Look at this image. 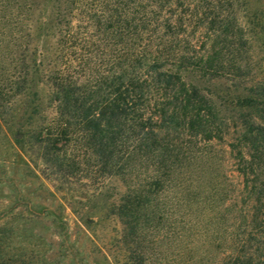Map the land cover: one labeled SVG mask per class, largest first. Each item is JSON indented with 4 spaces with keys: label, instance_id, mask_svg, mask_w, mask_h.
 Returning <instances> with one entry per match:
<instances>
[{
    "label": "trees",
    "instance_id": "1",
    "mask_svg": "<svg viewBox=\"0 0 264 264\" xmlns=\"http://www.w3.org/2000/svg\"><path fill=\"white\" fill-rule=\"evenodd\" d=\"M0 32L2 154L40 155L57 173L97 167L122 186L80 234L113 217L130 264L174 238L184 253L228 241L231 264H264V71L248 54L251 42L264 48V0H3ZM230 128L251 204L228 235L213 222V189L193 177L211 174ZM8 218L0 264H44L34 240L45 236Z\"/></svg>",
    "mask_w": 264,
    "mask_h": 264
},
{
    "label": "rangeland",
    "instance_id": "2",
    "mask_svg": "<svg viewBox=\"0 0 264 264\" xmlns=\"http://www.w3.org/2000/svg\"><path fill=\"white\" fill-rule=\"evenodd\" d=\"M250 44L248 49L250 65L254 71H264V48L255 42ZM3 46L4 43L0 41V49ZM12 128L13 130L8 132L11 140L12 135L18 132L16 127ZM235 135L234 129L230 128L229 133L224 134L223 141L213 144L210 164L214 169L211 174L207 172L205 179L202 177L203 172L194 173L197 176L193 177V184L201 183L200 185L205 186L206 189L209 187L213 189L215 201L211 214L221 211L216 212L213 222H217L221 230L228 235L242 221L239 210L247 211V206L251 204L246 197L245 181L238 169V160L229 146ZM17 136L20 137V134ZM2 148L3 145L0 143V156L5 158L2 164L12 163L13 171L3 173L0 169V223L9 220L8 217H15L17 224L21 226L28 224V228H35L36 232L45 236L34 240L42 250L48 249L46 257L41 262L130 264L125 253L127 245L120 238V231L122 232L124 227L115 218H100L99 225L94 229L96 231L93 233L91 230L87 231L89 237L80 234L83 230L81 224L86 227L87 218L97 219L117 202L119 191L122 190L117 180L103 181L97 167H92L91 171L80 169L72 173H57L41 159L40 155H34L30 160L29 155L24 153L23 160L12 156V149L2 154ZM16 148H19V145ZM198 175L201 177L198 178ZM168 195L170 205L165 208L170 212V218L176 217L181 209V206H178L179 195L175 193L174 196L173 192ZM34 211L35 215H33ZM66 230L73 235L71 240L59 236V233ZM174 239L170 242H156L155 252L149 253V256L147 249L144 257L142 256V264H226V261L227 264H231L227 259L230 253L225 250L229 247L228 241L212 244L204 242L205 238H203L198 241L200 250L184 253L187 243L180 241V238ZM77 247L82 251L79 255L73 250ZM201 257H209V259L202 260Z\"/></svg>",
    "mask_w": 264,
    "mask_h": 264
}]
</instances>
